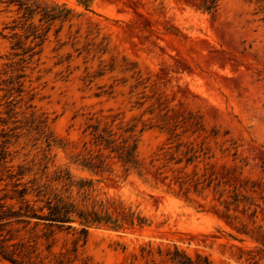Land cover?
<instances>
[{
	"label": "rangeland",
	"instance_id": "374dc122",
	"mask_svg": "<svg viewBox=\"0 0 264 264\" xmlns=\"http://www.w3.org/2000/svg\"><path fill=\"white\" fill-rule=\"evenodd\" d=\"M41 1L72 17L53 21L32 57L29 22L0 3V129L19 126L9 164L30 169L20 181L60 171L92 181V198L150 223L89 227L78 260L171 264L177 247L212 264H264V0L211 11L194 0ZM44 117L49 147L25 126ZM97 123L132 129L139 169L93 144ZM1 172L3 195L14 179ZM75 236L57 232L54 249Z\"/></svg>",
	"mask_w": 264,
	"mask_h": 264
},
{
	"label": "trees",
	"instance_id": "16d2710c",
	"mask_svg": "<svg viewBox=\"0 0 264 264\" xmlns=\"http://www.w3.org/2000/svg\"><path fill=\"white\" fill-rule=\"evenodd\" d=\"M194 1L200 9L211 11L216 10L220 0ZM0 3H4L6 7H15L16 13H21L20 17L29 22L28 28L32 32L33 40H38L25 50L31 52V57L39 53L40 50L34 49L42 45L53 21H65L72 17L69 9L56 11V5L50 6L41 0H0ZM36 16L39 22L37 25L34 24ZM25 126L28 132H35L38 139L48 147L54 143L46 117ZM18 128L19 126L0 129V171L2 175L7 173L5 178L14 179L10 193L0 195V259L10 264H95L88 259L77 258V243L80 240L85 242L89 227L102 225L115 230H126L141 229L150 224L145 216L131 206L121 203L114 205V202L92 198V181H71L66 172L60 171L56 174L57 181H39L36 177L29 181H20L25 175L24 172L30 169L18 165L14 172V165L9 164L13 158L11 140ZM88 128H91L89 134L99 150H108L109 155L114 153V157L126 170L140 168L137 140L133 138L132 129H123L117 135L106 127L100 129L99 123L90 124ZM45 158L47 153L43 155V159ZM46 168L47 165L43 167ZM1 180L3 177L0 176ZM185 183L180 181V186ZM74 187L77 188L76 192H73ZM3 189L5 188L1 190ZM73 223H78L80 227L73 226ZM59 231H73L76 235L71 248L63 245L58 251L54 249ZM261 251L264 252V247ZM159 255L161 256L160 251ZM165 256L171 264H212L207 256L197 254L192 258L177 247L168 250ZM151 264L159 263L153 261Z\"/></svg>",
	"mask_w": 264,
	"mask_h": 264
}]
</instances>
